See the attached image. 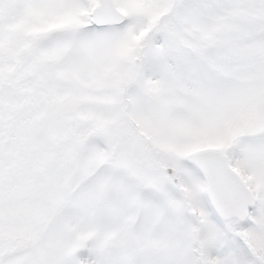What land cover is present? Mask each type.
<instances>
[{"label": "snow or ice", "instance_id": "snow-or-ice-1", "mask_svg": "<svg viewBox=\"0 0 264 264\" xmlns=\"http://www.w3.org/2000/svg\"><path fill=\"white\" fill-rule=\"evenodd\" d=\"M0 264H264V0H0Z\"/></svg>", "mask_w": 264, "mask_h": 264}]
</instances>
